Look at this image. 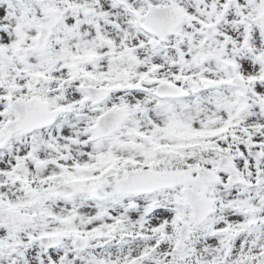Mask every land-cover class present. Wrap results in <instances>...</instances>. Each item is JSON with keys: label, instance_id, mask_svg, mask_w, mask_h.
I'll return each instance as SVG.
<instances>
[{"label": "snow or ice", "instance_id": "obj_1", "mask_svg": "<svg viewBox=\"0 0 264 264\" xmlns=\"http://www.w3.org/2000/svg\"><path fill=\"white\" fill-rule=\"evenodd\" d=\"M0 264H264V0H0Z\"/></svg>", "mask_w": 264, "mask_h": 264}]
</instances>
